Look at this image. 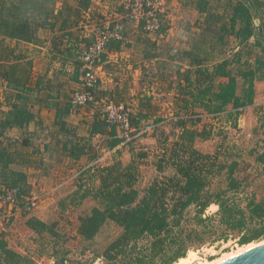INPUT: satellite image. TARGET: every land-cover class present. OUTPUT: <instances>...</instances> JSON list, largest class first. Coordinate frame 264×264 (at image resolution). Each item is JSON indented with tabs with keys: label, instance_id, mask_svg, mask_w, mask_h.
<instances>
[{
	"label": "rangeland",
	"instance_id": "374dc122",
	"mask_svg": "<svg viewBox=\"0 0 264 264\" xmlns=\"http://www.w3.org/2000/svg\"><path fill=\"white\" fill-rule=\"evenodd\" d=\"M54 1L0 0L1 7L4 5L2 9L0 7V17L47 18ZM243 1L253 8L250 10L252 15L260 18L262 23L263 1L234 0L240 4ZM82 2L91 3V0ZM123 2L94 3L102 8L100 13L83 8L85 19L92 25L91 31L118 18L123 13ZM229 10L232 13V8ZM224 14H219L222 22ZM251 25L253 21L246 26V34L253 30ZM256 32L260 33L258 29ZM223 33L220 25L217 29L211 26L201 29L200 40L205 48L196 59L202 64V81L197 90H192L191 97L193 99L195 94L198 100L201 99L197 102L201 101L197 112L194 111L199 113L197 121H189L184 129L176 118H152L150 124L163 130L153 138L148 135L149 139H143L142 132L124 140L118 133L121 141L117 140L116 150L104 148L101 154L91 152L90 162L84 161L63 171L59 178L55 176L58 179L55 183L37 182L28 187L30 185L23 180L17 184L21 186L24 204L33 189L40 195L51 194L42 198L36 207H20L0 215V258L4 264H25L24 257H29L34 264H164L172 248L156 251L149 237L130 241L114 260L105 257V250L124 229L114 220L101 222L99 211L108 210L118 192H136L139 198L144 195L156 197L157 212L162 217L183 212L181 225L187 229L186 233L198 232L191 233L187 255L181 257L188 259L194 254L189 264L212 262L241 246L264 240L263 235L243 243L244 237L264 229V222L247 218L239 228H229L220 222V206L214 200L217 192L223 189L226 197H237L239 204L235 212L242 216L248 215L244 200L246 192L250 190L257 199L264 192V69L261 67L264 63V29L261 37L256 36L246 43L247 46L238 44L235 36L220 41ZM219 41L218 48L211 50ZM237 46L241 49L229 52ZM255 69L253 87L250 88L242 73ZM232 76L236 78L234 87L230 85ZM235 98L240 99L238 105L234 103ZM132 125L137 129L135 124ZM145 128L144 131L148 129ZM233 163L240 171L236 174V180L242 184L239 191L230 189L229 185L232 180L228 174ZM246 181H253L248 189L243 188ZM11 184L13 182L8 180L0 190ZM91 225L96 227L95 235L86 238L82 230ZM192 250L195 251L193 254L190 253ZM181 258L169 264H179Z\"/></svg>",
	"mask_w": 264,
	"mask_h": 264
},
{
	"label": "crops",
	"instance_id": "0c3cea01",
	"mask_svg": "<svg viewBox=\"0 0 264 264\" xmlns=\"http://www.w3.org/2000/svg\"><path fill=\"white\" fill-rule=\"evenodd\" d=\"M106 2L91 0L86 9L100 13L94 3ZM53 3L47 18L19 19L29 24L26 36L0 29V186L8 180L19 185L25 181L28 187L53 184L63 171L90 162L91 152L116 150L118 143L112 141L119 140L118 130L103 111L109 102L132 109L135 127L148 128L143 139L163 132L150 124L152 118L168 120L185 115L184 109L197 112L201 99L191 97L202 81V64L196 59L205 48L201 29L220 25V41L235 36L245 46L264 29V15L261 23L245 1L243 14L234 0H168L161 32L146 34L138 22L129 21L126 39L110 42L98 68V101L76 107L73 94L82 79L78 47L90 41L92 25L80 0ZM220 13H225L223 22ZM0 19L19 22L11 16ZM251 21L253 30L246 34ZM220 41L210 49H217Z\"/></svg>",
	"mask_w": 264,
	"mask_h": 264
},
{
	"label": "trees",
	"instance_id": "16d2710c",
	"mask_svg": "<svg viewBox=\"0 0 264 264\" xmlns=\"http://www.w3.org/2000/svg\"><path fill=\"white\" fill-rule=\"evenodd\" d=\"M82 8H87L89 3L82 2L80 0ZM241 13L245 14L246 10L243 8L242 4H239V7L236 9ZM2 18V17H0ZM17 21H19L17 19ZM29 24L23 21H8L4 19H0V29H4L12 36H26L28 31ZM260 58V57H259ZM259 60V59H258ZM262 69H264V63L262 64ZM257 69L244 71L242 73V77L244 81L250 83V88L253 87V80L255 77ZM230 85H236V78H230ZM252 91V90H251ZM98 93V91H97ZM248 95V94H247ZM238 98L234 99L235 104H239ZM201 102V101H200ZM199 102V106H200ZM185 115L178 114V117H175L178 121L179 125L183 128L187 126L189 121H197L196 115L199 113L194 112V110H186L183 111ZM23 114V113H20ZM26 116H30V114L26 113ZM196 118V119H195ZM132 123L135 124L134 115L132 114ZM109 124V123H108ZM111 125V124H109ZM113 128L116 126L111 125ZM185 129V128H184ZM118 141H121L120 139ZM117 139L114 141V144L117 142ZM240 171L237 167L236 163H233L230 166L229 176L232 182L229 183L230 189L234 191H239L242 188V184L239 182L237 175ZM255 180V179H254ZM253 181H246L243 188L248 186L250 187ZM9 186H19L17 184H11ZM21 187V186H20ZM246 192V198L244 200L247 201V210L248 215L239 216L235 212V208L239 204L237 202V197L229 198L224 195L223 189H220L216 194V198L214 199L216 203L219 204V218L222 224H226L229 228L236 229L239 228L243 221L247 218L251 220H256L260 222H264V192L262 196L257 199L255 198L251 192ZM136 192H118L114 196V200H111L108 205V210H105L104 213L99 211V216L101 222H105V219L114 220L117 224L123 227L124 232L122 235L116 239L110 246L105 250L104 255L109 260L116 259L121 253L125 251L127 246L130 244L129 242L132 240H137L139 238L149 237L152 238V247L154 250L157 249H165V247H171L172 251L170 252V257L167 258L164 264H169L177 261L179 258L187 255V250H189L192 239L193 232L196 234L198 232L196 230H192L190 233H186L187 229L183 228L181 225V220L183 218V212L180 211L178 214H171L166 217H162L158 215L157 212V204L158 200L156 197H150L148 195H144L142 198L138 197ZM96 227L93 225L89 226L86 230L83 231V235L86 238H90L92 235H95ZM192 233V234H191ZM264 235V229L259 231H255L253 236L244 237L242 242L246 243L253 239H258ZM199 238V237H198ZM6 245V244H5ZM3 245V246H5ZM5 249V248H4ZM10 254H12L9 250H4ZM166 251L165 253H167ZM164 253V254H165ZM25 264H34V262L29 257H24ZM2 257L0 258V264H4Z\"/></svg>",
	"mask_w": 264,
	"mask_h": 264
},
{
	"label": "built area",
	"instance_id": "2783aa9c",
	"mask_svg": "<svg viewBox=\"0 0 264 264\" xmlns=\"http://www.w3.org/2000/svg\"><path fill=\"white\" fill-rule=\"evenodd\" d=\"M167 4L168 0H124L123 13L119 16L120 18L116 17L109 20L97 30H93L89 36L90 41L82 44L78 49V60L83 75L81 85L73 94L72 102L75 106L85 107L98 101L99 64L111 41L126 39V24L129 21H136L141 25L142 30L149 35L161 32L165 28ZM2 89L3 84L0 78V93ZM131 110L129 106L114 102L107 103L103 108L107 122L116 126L118 133L123 135L121 137L124 140H130L134 133L140 134L146 129L133 128V111ZM50 194L40 195L36 189H33L28 202L24 204L20 186L5 187L0 190V215L10 213L12 210H19L20 207H36L42 198ZM7 207L8 209H4Z\"/></svg>",
	"mask_w": 264,
	"mask_h": 264
},
{
	"label": "water",
	"instance_id": "95a60500",
	"mask_svg": "<svg viewBox=\"0 0 264 264\" xmlns=\"http://www.w3.org/2000/svg\"><path fill=\"white\" fill-rule=\"evenodd\" d=\"M210 264H264V240L239 253Z\"/></svg>",
	"mask_w": 264,
	"mask_h": 264
},
{
	"label": "bare ground",
	"instance_id": "6f19581e",
	"mask_svg": "<svg viewBox=\"0 0 264 264\" xmlns=\"http://www.w3.org/2000/svg\"><path fill=\"white\" fill-rule=\"evenodd\" d=\"M254 244H256V242L249 243V244H246V245H244V246H241V247H239L237 250H235V251H233V252H230V253H227V254H225L223 257H221V258H219V259H217V260H215V261H218V260H221V259L227 258V257H229V256H232V255L236 254V253H239V252H241V251H243V250H245V249H247V248L253 246ZM192 251H193V250H192ZM192 251H191L190 253L193 254L195 251H193V252H192ZM194 257H195V255L193 254V255H191V257H189L188 259H187V258H181V263H179V264H189L190 259H191V258H194ZM215 261H212V262H215ZM212 262H199L198 264H210V263H212Z\"/></svg>",
	"mask_w": 264,
	"mask_h": 264
}]
</instances>
